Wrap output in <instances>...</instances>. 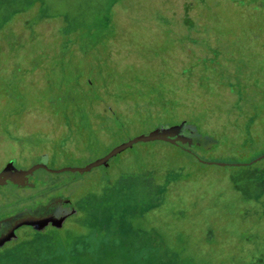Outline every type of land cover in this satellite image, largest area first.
Listing matches in <instances>:
<instances>
[{"label": "rangeland", "instance_id": "rangeland-1", "mask_svg": "<svg viewBox=\"0 0 264 264\" xmlns=\"http://www.w3.org/2000/svg\"><path fill=\"white\" fill-rule=\"evenodd\" d=\"M239 86L264 106V0H0V167H84L161 125L198 132L195 155L139 142L0 188L1 210L77 209L22 228L0 264H264V142Z\"/></svg>", "mask_w": 264, "mask_h": 264}, {"label": "water", "instance_id": "water-1", "mask_svg": "<svg viewBox=\"0 0 264 264\" xmlns=\"http://www.w3.org/2000/svg\"><path fill=\"white\" fill-rule=\"evenodd\" d=\"M188 127L187 121H182L179 126L173 127V126H159L154 130L141 133L139 135H136L133 138H130L129 140L117 145L114 147L109 153H107L105 156L91 162L90 164L84 166V167H65L62 169H50L47 165L43 163H38L28 169H23L22 171L18 170L17 172H11L9 176H5L6 170H3L0 172V184L5 185L8 183H15L19 184L24 179H28L32 173H34L38 169H47L51 172H63V171H78L81 174H84L86 172H89L93 170V168L98 166H105L109 163L110 159L116 155L119 154L120 151L126 149L127 147L134 145L139 142H145V141H157L162 140L166 141L172 144H180L184 143L186 139L180 134L181 131H186ZM185 150L189 151V149L184 148ZM264 158V154L260 155L258 158L254 159L251 163L257 162ZM13 162H10L9 165H12ZM217 164L222 166L227 165H239L240 163H226V162H217ZM63 206L69 207L71 206L69 201L62 202ZM77 209L71 207V211L69 214H64L61 216H56L55 214L50 215H39L36 217L31 218L33 227L38 230H44L46 227H48L50 224H52L54 227L61 228L63 227L64 223L66 222V219L69 215L76 213ZM12 238L11 235L4 236L0 239V245L3 244V242L10 240Z\"/></svg>", "mask_w": 264, "mask_h": 264}, {"label": "flooded vegetation", "instance_id": "flooded-vegetation-1", "mask_svg": "<svg viewBox=\"0 0 264 264\" xmlns=\"http://www.w3.org/2000/svg\"><path fill=\"white\" fill-rule=\"evenodd\" d=\"M189 129H191L189 127ZM181 133L188 134L189 131H181ZM180 147L189 149L188 152H192V150L188 147H185L183 144H177ZM10 162H13L12 165H9ZM21 168L28 169V167H21L18 165L17 160L15 158L10 159L7 163H5L2 167H0V172L6 170L5 176H9L11 172H17ZM43 169V168H42ZM35 173V172H34ZM28 179H24L21 183H8L5 185L0 184V188H4L7 186H11L16 190H28L35 186L33 182V174ZM26 198L22 202L16 204V201H12L10 203V209L7 211L6 209H0V239L4 236L11 235L12 238L3 242L0 245L1 248H5L7 245L11 244L13 241L19 239V231L22 228H33L31 218L39 216V215H50L55 214L56 216H61L64 214H69L70 211L68 207L63 206L62 203H51L50 201L47 202H37L34 203V198ZM73 215V214H71ZM69 215L68 217H70ZM68 219V218H67ZM66 219V220H67ZM52 225V224H50ZM49 225V226H50ZM53 226V225H52Z\"/></svg>", "mask_w": 264, "mask_h": 264}, {"label": "trees", "instance_id": "trees-1", "mask_svg": "<svg viewBox=\"0 0 264 264\" xmlns=\"http://www.w3.org/2000/svg\"><path fill=\"white\" fill-rule=\"evenodd\" d=\"M186 13H188V12L186 11ZM88 84H91V81H89ZM248 100L249 99H247V97H244V95H243V93L241 91V86H239L238 87V98L235 99V103H237V102H244L245 105H246V102H247V103H249V108L250 109L253 108L252 111H251L252 114L248 115L247 120L245 119L246 120V126L248 125L247 127H249L251 129V139L252 140H254V139L256 140L257 139V140H260L261 142H264V133L261 134L263 136H261L258 132L256 134H259V135H255V133H254L255 126L259 122H262L263 128H264V111L262 109L264 106L259 105L258 107H256V105H258V104H256L257 101H253L252 99H251V101L250 100L248 101ZM189 127L190 126L188 125L186 131L187 132L189 131L190 135H192V136H190L189 138H187L186 141L184 143H181V144H183L185 147L192 148L191 146L194 144V142H198V140H196L197 139V136H198V132H197L196 129H194L192 127H190L191 129H189ZM180 148L182 150H184L185 152H187L189 154H192V155H195V153H196L194 149H191L192 152H188L183 147H180ZM227 166H230V165H227ZM61 242H62V240H61ZM71 246L64 245V249L66 250V252H67V249L70 251V249H71L70 247ZM61 247H62V245H61ZM55 250L56 249H54V248L52 249L53 252H55ZM53 254H55V253H53Z\"/></svg>", "mask_w": 264, "mask_h": 264}]
</instances>
